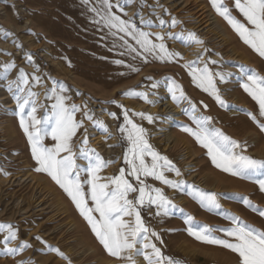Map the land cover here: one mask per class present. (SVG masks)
<instances>
[{"label": "snow or ice", "instance_id": "snow-or-ice-1", "mask_svg": "<svg viewBox=\"0 0 264 264\" xmlns=\"http://www.w3.org/2000/svg\"><path fill=\"white\" fill-rule=\"evenodd\" d=\"M93 14L92 22L100 26L101 30L107 29L108 33L119 42V47L124 49L121 56L129 55L133 60L137 58L144 63L149 62V57L161 62H176L183 59L178 51L170 50L165 43L166 39L179 41L186 47H202L204 41L194 32L181 31L174 33L168 31L151 32L138 27L127 16L125 6L131 5L135 0H82ZM216 13L222 17L238 34L244 44L249 46L260 57L264 58V0H233V7L237 9L244 22L233 15L226 0H210ZM156 6L159 0H156ZM143 7H153L146 3ZM116 9L117 11H114ZM165 11H167L165 9ZM153 12L155 8L153 7ZM140 23L148 28L154 22L143 19L142 12ZM171 16V13H168ZM155 26L168 29L177 27L181 22L176 18L166 21L160 18ZM9 30L0 27V36L8 39L13 36ZM131 41V42H130ZM15 42V41H14ZM21 47V45H17ZM116 44H114V47ZM209 50H202L193 61L186 62L183 67L189 70L192 82L203 92L212 96L221 108L229 105L224 100L218 83H228L234 75L232 72L213 70L211 65H220L217 60L204 61V55ZM8 55H11L8 53ZM29 64H34L33 54L26 53ZM117 65H125L124 60H115ZM201 64L203 65L201 67ZM131 72H139L140 68L131 64L125 65ZM15 61L5 62L0 71V80L7 81V91L17 105L15 115L19 117V125L23 130L31 153L37 167L35 171L46 173L73 201L75 207L90 225L92 232L106 252L122 261V264H137V258H142L145 264H177L173 258L166 256L157 242L163 243L160 234L150 228L142 216V211H153L155 216L168 217L175 212L183 215L187 232L197 241L209 245L222 246L237 254L238 264H264V230L244 221L238 215L223 210L221 199L229 195L226 193L207 192L197 189L185 180L171 179L166 173H174L181 177L183 173L173 161L158 152L149 142V132L133 117L147 120L149 124L163 119L144 112L130 113L123 105V123L119 126L122 141L126 142L123 155L125 167L120 168L118 175L102 176L101 173L115 163L114 160L104 159L100 153L89 145L88 129L85 122L90 121L94 128L111 139L108 125L97 119L88 105H78L72 100L69 88L63 82L53 80L50 87H46L44 98L50 104L40 103L41 93L35 91L37 86L45 87V79L38 75L40 68L35 65V72L29 74L23 68L19 69L15 80H8ZM151 83L147 86L152 96H158L163 85L172 101L177 105L186 104L182 109L192 121V126L183 125L182 130L192 136L199 146L206 150L212 165L220 171L256 183L264 192V159L254 158L248 154L246 143H241L227 135L221 128L216 127L213 117L203 114L187 94L182 85L173 78L165 77L163 80L147 78ZM239 79L242 87L259 105V116L264 117V75L245 65L239 66ZM122 95L143 99L155 105L157 100L149 99V92L130 89ZM112 103H116L113 101ZM204 109L208 105L200 102ZM43 109V116L38 112ZM81 113L80 119L76 114ZM117 118L116 113H109ZM248 115L264 131V122L249 112ZM80 133L78 137L77 134ZM50 138L51 146L45 144ZM79 139V144H76ZM111 147V145H109ZM150 157V162L147 158ZM4 175L10 173L0 168ZM83 177V179H82ZM148 178L160 181L162 184L177 191H189L200 206L208 212L222 215L230 221V227L219 228L196 222L190 214L184 213L162 188L153 187L146 181ZM85 186L88 191H85ZM135 194V195H133ZM238 196L239 194H232ZM240 202L253 212L264 217V208L255 205L248 197H240ZM223 233V237L216 235ZM0 255L15 257L31 248L27 241H21L16 247L11 245L19 240V229L10 223H0ZM41 240V237H35ZM48 253H55L61 259L69 258L59 249L47 245ZM18 264H32L31 261H19ZM70 264V261H69Z\"/></svg>", "mask_w": 264, "mask_h": 264}, {"label": "rangeland", "instance_id": "rangeland-1", "mask_svg": "<svg viewBox=\"0 0 264 264\" xmlns=\"http://www.w3.org/2000/svg\"><path fill=\"white\" fill-rule=\"evenodd\" d=\"M41 1L43 3V9L32 7L28 4V0H0V27L14 33L8 39L0 36V71H2V65L5 62L15 61L17 67L12 70L8 77V80H15L20 68H23L25 72L31 74L35 72V65H39L40 71L37 74L42 76L46 81L45 87L37 86L34 89L41 93L40 103H51V101L45 100L43 94L46 91V87H50L52 81L56 80L68 86L69 94L76 104L82 105L86 103L93 113L97 111L116 113L117 118H114V132H110L112 138H114V135H112L114 133L118 138L121 157L117 155L115 158L119 157V162L114 163L109 175L107 172L108 167L104 169L103 172L105 174L102 172V176L118 175L120 168L125 167L123 155L126 150V142L122 141L118 131L119 126L123 123V109L117 105H123L126 109L130 110V113L132 111L147 113L144 110L145 107L156 106L140 98L124 96L122 93L130 89H136L137 91L149 92V99L161 100L165 94H168L166 88L161 85L158 90L159 95L152 96L151 90L147 87L151 81L147 78L152 77L153 80H163L165 77H171L180 85H182L181 82L184 83L185 85L183 84L182 87L187 96L189 95V98L198 107L202 106L200 103L202 99L200 98L203 92L195 86L191 76L186 73V70L184 68L182 70V67L179 65L182 59H178L175 62H178L177 67H173L172 64L174 62L165 63L155 60L152 57H149V62L144 63L139 58L133 60L129 55L121 56L125 64L140 67L139 75L136 76L137 78L132 79V81H135L134 85L130 84L128 86L127 84L129 83L126 84L125 80H123L125 76L120 75V72L125 71V65H117L116 63L108 65L99 56V52L102 50L105 53H111V43L118 42V40L112 37L107 29L101 30L100 26L92 22L93 14L88 10V6L82 0H56L54 4H51L50 0ZM113 2L115 3V0ZM226 2L229 8L232 9L233 15L244 22L242 14L233 7V0H226ZM120 3L123 5L124 0H120ZM144 3L152 5L155 8V12H153V7L141 8V4ZM159 5L162 7L156 6V0H135L133 4L125 6L127 16H123L119 12L117 14L122 15L124 19L131 18L138 27L144 28L145 31L163 33L171 31L179 33L183 30L186 32H194L200 37L201 35L199 34L201 33L199 30L195 31L193 29L192 24L194 20L191 16L204 6H208V9H214L210 0H159ZM24 6L28 8V14H24L22 10ZM114 11L117 10L114 9ZM39 12L42 15V25H39L37 21ZM140 12H142L143 19H151L154 22L153 27L148 28L140 23V15H138ZM168 13H171V16ZM157 14L166 21H170L174 17L181 23L173 29H168L167 26L164 28L157 27L155 26L159 23ZM27 22L28 24H26ZM225 25L229 30L232 29L231 26L228 27L229 24L227 22H225ZM235 36L240 39L238 35ZM200 39L206 43L202 36ZM100 42H103L107 48H102L99 45ZM174 42L171 39H166L165 41L169 49L173 46L172 44ZM176 42L180 47H186L183 43ZM17 45H21V47ZM241 46L243 49L241 48L238 51L239 54L235 57L228 51L222 50L220 47H214L209 43L202 46L209 50L204 55V61L211 59L220 62V65L209 64L210 68L214 71L223 70L234 74L228 83H218L221 94L229 107L221 108L212 97L213 105H211L215 113L213 121L216 127L221 128L227 135L241 143H246V154L254 158L264 159V131H261L258 124L251 119L248 113L251 112L256 115L257 119L261 122H264V117H258L259 105L244 91L241 86L242 81L239 79L240 65H245L247 68L255 70L258 74L264 75V58L260 57L243 42ZM115 50L117 51V49ZM121 51H124V49H121ZM8 53L11 55H8ZM26 53L33 54L34 64L27 62ZM6 84L7 81L0 80V168H3L4 171L10 174L6 176L3 172H0V223H10L18 227L19 240L14 242L11 245L12 247H16L21 241H27L31 245V248L15 257L0 255V264H18L21 260L31 261L32 264H69V261L70 264H100L98 263L99 259H94L93 253H89L90 251L88 250L91 247H100L99 249H103L102 245L97 247L95 243L93 245L85 243L77 244L72 241L71 244L77 250L73 253L67 252L68 248H63L65 245L61 243V239H55L54 235L47 233L54 227L67 222L64 214L57 212L55 214L56 218L50 221L46 218V213L40 211L41 208L34 209L30 205L32 203V201L29 203L30 199L26 201L19 197L21 193L29 197L33 191L31 178L41 177V175L46 178V175L35 171L37 165H35L36 163L34 164V161L31 162V155L29 150H27L30 144L26 142L25 148L23 149L17 143L18 137L22 136L24 138L25 134L20 132L19 117L15 115L17 105L12 98V94L7 91ZM242 92L250 97V102L242 97ZM113 101H116V103H112ZM139 106H143L144 108H139ZM176 106L179 105L176 104ZM179 112L181 114L178 120L174 122L172 128L173 134H175L179 143L175 151L170 150L169 152H166L167 150L163 147L164 142H161L162 136H155L152 131L154 128H157L159 132L168 131L164 122L166 120L164 115H159L163 119L151 124L147 120L133 117L137 123L148 130L149 142L153 147L162 155L167 156L170 160L172 159L183 173L181 177L177 178L174 173H166V175L171 179H186L185 181L188 184L194 185L197 189L207 192L229 194L220 201L223 210L238 215L244 221L264 230V217H260L258 213L250 210L239 199L240 197H248L255 205L264 208V192L252 181L233 177L230 174L216 169L207 156L206 150L199 146L192 136L182 130L183 125L192 126V121L187 115L183 114L182 109ZM43 114V109H40L38 115L42 117ZM204 114L209 115L206 112ZM76 116L77 119L82 118L81 113H77ZM90 126H92V123L86 121L85 127L89 128ZM91 135H88L89 145L96 138L95 135V137ZM77 136L79 137L80 133ZM44 142L48 146H51L53 143L50 138H47ZM76 144H79V139H76ZM187 154L189 155L186 161L184 157ZM147 159L150 162V157ZM26 161L27 163H25ZM189 164L191 165L187 166ZM190 168L192 169L191 172L188 171ZM47 179L50 181V178ZM51 182H48L49 184L43 187V191L46 190V192L42 191L44 203L48 204L57 199L54 194H59L58 191L60 190L63 191L56 183L53 182L52 184ZM146 182L153 187L162 188L165 194L179 208H182L184 213L193 216L196 222L219 228L231 226L230 221L222 215L203 209L189 191L185 190L181 192L173 190L152 178H148ZM87 188L85 187L86 192L88 191ZM14 192L18 193V195L12 196ZM44 194L46 196L48 195V197H45ZM232 194L239 195L234 196ZM177 195L183 197L186 202L181 203L179 198L176 197ZM65 198L68 199L67 195ZM186 207L190 209L188 212ZM22 209L26 211L20 212ZM142 216L146 224L160 234L163 243L160 244L157 242V246L161 247L162 252L166 256L177 261V264H238L237 254L222 246L202 243L190 236L186 230L187 225L185 224L183 215L180 212L177 211L168 217H158L155 216L154 210L142 211ZM216 235L223 237V233L220 232H217ZM35 237H41L42 241L46 242V244L42 243L41 240L35 239ZM0 239H2V234H0ZM47 245L59 248L69 258V261L61 259L55 253H48ZM72 254H74L75 258ZM107 256L104 257V262L112 261L115 264H122V261L117 258L110 255ZM104 262L101 264H104ZM137 264L145 263L142 258H137Z\"/></svg>", "mask_w": 264, "mask_h": 264}, {"label": "bare ground", "instance_id": "bare-ground-1", "mask_svg": "<svg viewBox=\"0 0 264 264\" xmlns=\"http://www.w3.org/2000/svg\"><path fill=\"white\" fill-rule=\"evenodd\" d=\"M56 2V0H50L51 4H54ZM28 4L31 5L32 7H37L39 9H43V3L41 0H28ZM55 6V5H54ZM24 14H28V8H25V6L22 8ZM40 14V12H39ZM37 16V21L39 25H42L41 22V17L42 15L40 14ZM189 14V13H188ZM193 17V29L195 31L199 30V32L204 39L206 41V43L211 44L214 47H220L222 50H226L229 53H231L233 55V57H235L237 54H239V50H241V48L243 49V47L241 46V43L243 42L242 40L238 39L235 35L236 32L231 29L229 30L226 25H225V20L222 19V17H220L215 9H208V6H204L202 8H200V10L194 14H192ZM225 22H224V21ZM29 22V21H28ZM28 22L26 24H28ZM50 23V22H49ZM192 23V22H191ZM230 25H228L229 27ZM26 27V26H25ZM43 27V26H42ZM44 29V28H43ZM51 32V31H50ZM200 36V37H201ZM199 37V38H200ZM204 42V44H206ZM114 44H116V46L114 47ZM99 45H101L102 48H107V46H105V44L103 42H100ZM173 46H171V50L173 51H178L179 53H181V55L183 56L182 62L179 64L183 68L186 70V73L189 74V70L185 67H183V65L188 62V61H193V59H196L197 55L199 54V52L202 50V47H180L179 44H177V42L175 41L174 44H172ZM112 50L111 53H105L103 50L99 52V56L100 58L104 61L107 62L108 65L114 64L115 60H122L120 52H121V48L119 47L118 42H114L111 43V47ZM117 49V51L115 50ZM49 51V50H47ZM206 55V54H205ZM130 57V56H129ZM195 57V58H194ZM178 63V62H177ZM177 63L174 62L173 67H177ZM127 65V63L125 64ZM162 65V64H161ZM136 67H139L137 65H134ZM164 66V65H163ZM166 66V65H165ZM203 65L201 64V67ZM108 67V66H107ZM126 67V66H125ZM257 67V66H256ZM103 68V66H102ZM120 68V67H119ZM140 68V67H139ZM170 68V67H169ZM259 68V67H258ZM172 69V68H171ZM181 69V68H180ZM264 69V68H263ZM117 75V74H116ZM120 75L125 76L123 80H125L126 84L128 86L130 84L134 85L135 81H132L133 78H137L136 76L139 75V72H131L127 67L125 68V71L120 72ZM190 75V74H189ZM142 77V76H141ZM143 78V77H142ZM135 80V79H134ZM138 80V79H137ZM140 80V79H139ZM121 81V80H120ZM138 82V81H137ZM125 84V85H126ZM181 84L183 85L184 83L181 82ZM190 84V83H189ZM192 84V83H191ZM185 85V84H184ZM191 89V88H190ZM202 91V90H201ZM190 92V91H189ZM203 92V91H202ZM186 93V92H185ZM193 93V92H191ZM243 95L242 97H244V99H246L247 101H249V96L246 95V93L242 92ZM196 95V94H195ZM189 97V95H188ZM193 98V97H192ZM201 101L203 102V104L208 105V108L205 110L203 105L201 107H197L200 109V111L204 114V112H206L207 114L213 116V118H215V113L213 112V99L212 96H210L208 93L203 92L201 94ZM200 101V102H201ZM194 102V101H193ZM250 102V101H249ZM139 104V103H138ZM145 104V103H144ZM212 104V105H211ZM156 106L154 107H143V106H139V108H144V110L149 113L152 114L154 116H159V115H164L166 117L165 125H166V129L168 131H164V132H159V130L156 128H154L152 131L154 132L155 136L158 135L162 136V141L163 143V147L165 150H167L166 152H169L170 150L175 151L177 146H178V139L176 138L175 134H173L172 128L174 125V122L178 120L179 116H180V109H183L184 107H186V104H181L179 106H176V104L171 100L170 95L169 94H165L163 96V99L161 100H157V103L155 104ZM146 106V105H145ZM142 108V109H143ZM258 112V111H257ZM94 115L97 119H100L102 121H104L108 127L109 130L113 133L114 132V128H115V123H114V118L112 116L109 115V111L107 112H94ZM178 116V117H177ZM259 118H262L259 116ZM160 121V120H159ZM177 123V122H176ZM216 126V125H215ZM153 128V127H152ZM88 129V135H91L92 137H95V139H93V143H90V146L95 148L100 155L106 159V160H114L117 161L119 160L118 158L121 157V152H120V148H119V141L118 138L116 136V134H112L114 135V138L108 139L104 136V134H102L99 129H96L92 126H90ZM236 129V128H235ZM162 131V130H161ZM20 132L24 133L23 130L20 127ZM162 134V135H160ZM95 135V136H94ZM17 143L19 146H21V148H25V144L27 141L26 136H24V138L22 136H19L17 139ZM157 141V140H156ZM52 142V141H51ZM111 145V147L109 146ZM160 145V144H159ZM190 145V143H189ZM29 146V149L27 148V150H29L30 155H31V162L34 161L33 157H32V153H31V146ZM191 147V146H190ZM189 148V146H188ZM190 152V151H189ZM25 153V152H24ZM186 154V153H185ZM119 156L118 158H115L116 156ZM184 155V154H183ZM188 155H185L184 159L187 161L188 159ZM192 155V154H191ZM173 156V155H172ZM171 156V157H172ZM180 157V156H179ZM183 158V157H182ZM27 159V158H26ZM29 159V157H28ZM176 159V158H175ZM172 160V159H171ZM28 161V160H27ZM27 161L25 163H27ZM173 161V160H172ZM178 161V160H177ZM183 161V160H182ZM185 161V162H186ZM119 162V161H118ZM179 162V161H178ZM184 162V161H183ZM181 162V163H183ZM36 162L34 161V164ZM173 163L175 164V162L173 161ZM179 163V164H181ZM192 163V162H191ZM178 164V163H177ZM194 164V163H193ZM192 164V167H193ZM36 165V164H35ZM34 165V166H35ZM191 164L187 165L190 166ZM114 166V163L109 165L107 172L109 175V172L112 171L111 167ZM184 167V166H183ZM185 168V167H184ZM187 168V167H186ZM188 171H192V169H188ZM29 172V171H28ZM19 173V172H18ZM42 173V172H41ZM104 173V172H103ZM40 174V173H39ZM105 174V173H104ZM173 174V173H172ZM13 175V174H12ZM16 175V174H15ZM44 175H46V178L44 176L41 175V177H34L31 178V181L33 182V191L30 193L29 197H27V195H24L23 193H21V196H19L20 198L25 199L26 201L29 200V203L31 206L34 207V209L37 208H41V212L46 213V218H48V220L52 221L53 218L55 219V214H57V212H62V214H64L65 218L67 219V222L63 225L60 226H56L53 229H51L49 232L47 233H51L52 235H54V238H58L61 239V243L63 245H65L63 248L67 249V252H75V249L73 247V245L71 244L72 241L77 243V244H90L93 245L94 243L98 246H100L101 244L99 243L97 237L95 236V234L92 232L90 225L87 223V221L84 219V217L80 214L79 210L75 207V204L73 203V201L71 200V198L64 192V191H58L59 194H54L55 198H57L56 200H54L52 203L48 204V203H44V199L43 197V187L48 185L50 181H52L51 183L53 184V180L46 174L44 173ZM191 175V174H190ZM194 175V174H193ZM196 175V172H195ZM28 176V175H26ZM40 176V175H39ZM44 177V178H43ZM185 177V176H184ZM20 178V177H18ZM47 178H50L48 181ZM177 178V177H176ZM186 178V177H185ZM191 178V177H190ZM195 178V177H193ZM24 179V178H23ZM83 179V177H82ZM180 180V179H178ZM186 180V179H185ZM200 180V179H199ZM191 181V180H190ZM193 182V181H192ZM55 183V182H54ZM200 183V182H199ZM198 183V184H199ZM56 186V185H55ZM87 187V186H85ZM52 188V187H51ZM50 188V189H51ZM56 188V187H55ZM45 189V188H44ZM47 189V187H46ZM54 189V188H53ZM59 189V188H58ZM57 189V190H58ZM88 189V188H87ZM51 191V190H50ZM43 192H46L43 191ZM48 192V191H47ZM55 193V192H54ZM49 194V193H48ZM53 194V193H52ZM18 195V193L14 192L12 196ZM45 195V194H44ZM67 195V198L66 197ZM45 197H48V195ZM54 197V196H53ZM50 197V198H53ZM179 198V201H181V203L186 202L184 200L183 197H179L178 195L176 196ZM187 197V196H186ZM48 200V199H47ZM176 200V199H175ZM187 200V199H186ZM52 201V200H50ZM178 201V200H177ZM49 202V201H47ZM188 202V201H187ZM183 205V204H182ZM189 206V205H188ZM187 208V207H186ZM188 209V208H187ZM58 210V211H57ZM190 209L187 210V212ZM26 210L22 209L20 212H24ZM61 215V214H60ZM59 216V215H57ZM62 216V215H61ZM62 218V217H61ZM57 221V220H55ZM46 222V221H45ZM59 222V221H58ZM48 223V222H47ZM51 223V222H50ZM60 224V223H58ZM57 225V224H55ZM49 227V225H48ZM85 238V239H84ZM84 239V241H83ZM74 244V243H73ZM82 246V245H81ZM102 247V246H101ZM96 248V247H95ZM94 247H91L89 253H93V257L94 259H99L98 263H103L105 261L104 257L109 255L106 250L103 248L99 249ZM79 253V252H78ZM77 253V254H78ZM88 254V252H87ZM72 256H74V254H72ZM109 258V256H107ZM75 258V256H74ZM104 260V261H103ZM139 260V259H138ZM69 261V260H68ZM94 262V261H93ZM69 263V262H68ZM145 263V262H144ZM91 264V263H90ZM97 264V263H96ZM104 264H115L112 261H106L104 262Z\"/></svg>", "mask_w": 264, "mask_h": 264}]
</instances>
